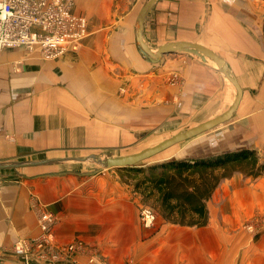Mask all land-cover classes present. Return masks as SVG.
<instances>
[{
	"label": "crops",
	"instance_id": "1",
	"mask_svg": "<svg viewBox=\"0 0 264 264\" xmlns=\"http://www.w3.org/2000/svg\"><path fill=\"white\" fill-rule=\"evenodd\" d=\"M146 1L75 0L71 11L86 21V36L57 59L42 60L21 48L0 51V165L8 166L0 169V264H24L12 246L39 234L43 210L56 217L57 248L80 241L106 264H264V235L241 229L243 219L264 209L252 179L235 173L222 180L206 203L203 227L166 223L157 213L144 227L141 196L120 169L95 161L115 157L106 150L129 132L131 110L161 111L168 101L170 118L198 115L199 125L223 116L235 99L232 85L208 59L176 53L152 63L140 53L136 19ZM242 3L156 0L142 30L152 51L185 41L221 57L242 89L235 112L254 88L253 102L264 106L258 3L246 0L255 19L247 28ZM184 153L179 158L217 154ZM59 264L89 263L83 254Z\"/></svg>",
	"mask_w": 264,
	"mask_h": 264
},
{
	"label": "rangeland",
	"instance_id": "2",
	"mask_svg": "<svg viewBox=\"0 0 264 264\" xmlns=\"http://www.w3.org/2000/svg\"><path fill=\"white\" fill-rule=\"evenodd\" d=\"M242 1V27L247 28L249 27V22L253 24L255 19L253 15L246 11V0ZM256 1L258 3L257 21L258 24H260V22H263L262 20L264 18V0ZM253 28L252 25L251 33H253ZM257 40L259 48L264 50L261 28L258 29ZM175 79L176 77L173 75L172 83H175ZM252 81L257 83L255 79H252ZM228 82L232 85L229 80ZM167 83L169 84L170 80L169 82L167 81ZM232 88L236 97V91L233 85ZM256 92L257 88H254L251 90V93H245L241 101V106L230 121L159 152L139 163V167L169 160L186 159L179 158L186 154L184 152H187L189 156L192 154L202 156V154H208L212 151H216L217 153L223 151L222 153H224L240 149H253L256 151L259 160L261 162L264 161V154L262 152V147L264 146V106H260L257 102H253L256 97ZM166 105H168V101H163L160 107L161 111H154L151 109H142L140 111L131 110V115L129 117V132H124L122 134L123 140L121 137L116 140L119 146L117 144L114 148L106 150L108 153L115 155V157H110L109 159L129 158L141 154L182 131L197 126L196 122L202 119V117L198 115H193V117L190 118L191 120L185 118H170ZM240 115L241 117H239ZM239 144H241V146H239ZM104 157L106 158L107 156ZM246 178L252 179L250 181L251 186L258 190V201L260 202L259 204H262L261 201L264 202V194L261 193L264 192V173L257 178ZM144 205L150 208L156 215L157 212L151 207L152 203L150 200ZM239 211L238 209L236 211L234 210V214ZM243 221H245V224H242L243 226L241 225V229L243 228L247 232H250V235H264V209L262 213L254 216L250 221L246 219H243Z\"/></svg>",
	"mask_w": 264,
	"mask_h": 264
},
{
	"label": "built area",
	"instance_id": "3",
	"mask_svg": "<svg viewBox=\"0 0 264 264\" xmlns=\"http://www.w3.org/2000/svg\"><path fill=\"white\" fill-rule=\"evenodd\" d=\"M75 0H0V51L24 49L37 52L42 60H54L65 52L76 50L86 36V21L72 13ZM144 227L156 219L148 207L139 211ZM54 214L39 211V234L28 240H18L12 253L24 264H59L73 256L87 254L89 264H106L90 253L80 241L57 248L54 243Z\"/></svg>",
	"mask_w": 264,
	"mask_h": 264
},
{
	"label": "trees",
	"instance_id": "4",
	"mask_svg": "<svg viewBox=\"0 0 264 264\" xmlns=\"http://www.w3.org/2000/svg\"><path fill=\"white\" fill-rule=\"evenodd\" d=\"M262 38L264 40V19ZM262 152L264 154V146ZM139 165L120 168L125 181L130 182L144 204L151 201V207L164 222L187 227L207 224L206 203L222 180L235 173L251 178L264 173V161L259 160L253 149Z\"/></svg>",
	"mask_w": 264,
	"mask_h": 264
},
{
	"label": "water",
	"instance_id": "5",
	"mask_svg": "<svg viewBox=\"0 0 264 264\" xmlns=\"http://www.w3.org/2000/svg\"><path fill=\"white\" fill-rule=\"evenodd\" d=\"M155 2L156 0H147L139 10V13L137 15V19H136L137 28L135 32V41L137 43L140 53L143 56L147 57L152 63H157L159 59L164 55L176 54V53H188L193 56L199 57L202 60L205 59L211 60L216 65L217 70L232 83L236 91V97L230 108L225 112L223 116L211 119L195 127L182 131L181 133L165 140L164 142L159 143L158 145L148 149L147 151L141 154L134 155L129 158H122V159L94 158L97 164L104 169H120V168L134 167L135 165L143 162L144 160L158 154L159 152L175 144L191 139L195 135L201 134L203 132H206L208 130H211L219 125L228 122L233 116L235 110L237 109L242 97V89L238 84L237 80L230 73V70L227 67L225 61L221 57L213 53L211 50H209L208 48L196 43L178 41V42H169L166 44H162L155 51H152L145 44V42L142 39L143 23L146 15L148 14V12L150 11V9L152 8ZM6 167L8 166L0 165V169Z\"/></svg>",
	"mask_w": 264,
	"mask_h": 264
},
{
	"label": "bare ground",
	"instance_id": "6",
	"mask_svg": "<svg viewBox=\"0 0 264 264\" xmlns=\"http://www.w3.org/2000/svg\"><path fill=\"white\" fill-rule=\"evenodd\" d=\"M211 61V60H210ZM212 62V61H211ZM213 63V62H212ZM214 64V63H213ZM215 65V64H214ZM216 66V65H215Z\"/></svg>",
	"mask_w": 264,
	"mask_h": 264
}]
</instances>
